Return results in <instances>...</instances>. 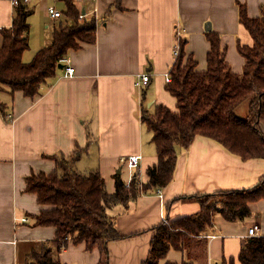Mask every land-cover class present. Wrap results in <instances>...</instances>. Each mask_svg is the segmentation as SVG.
Wrapping results in <instances>:
<instances>
[{"label":"crops","instance_id":"obj_1","mask_svg":"<svg viewBox=\"0 0 264 264\" xmlns=\"http://www.w3.org/2000/svg\"><path fill=\"white\" fill-rule=\"evenodd\" d=\"M74 1L79 22L97 19L95 42L82 43L65 56L76 69L74 76L67 77L61 64L34 97L0 89V264H28L34 253L46 250L64 264H98L99 249L69 240L60 250L56 228L37 224L45 207L27 191V178L63 174L64 163L81 175L99 171L108 193L116 191V175L129 183L134 173L141 185L148 183V170L159 157L143 117L160 105L177 111V99L166 81L178 61L176 45L180 43L183 63L193 58L197 70L206 71L211 48L207 33L212 31L221 37L232 71L241 74L245 58L240 46L253 45V38L240 21V5L251 18L259 17L264 6V0ZM23 5L30 12L23 61L30 63L52 45L55 32L72 26L73 20L66 14L65 0H29ZM18 7L13 0H0V45L2 31L12 27ZM50 8L63 16L51 17ZM142 74L150 81L140 86ZM262 129L264 133V125ZM131 155L142 156L137 171L122 162ZM263 177L264 159L244 160L213 139L199 136L190 148L178 147L173 180L161 194L150 189L128 205L108 209L125 236L108 244L109 264H143L156 227L202 210L201 201L191 197L249 190ZM250 208L251 216L238 221L213 214L212 225L201 236L184 250L171 248L160 264H224L230 259L240 264L249 227L259 223L264 237V200Z\"/></svg>","mask_w":264,"mask_h":264},{"label":"trees","instance_id":"obj_2","mask_svg":"<svg viewBox=\"0 0 264 264\" xmlns=\"http://www.w3.org/2000/svg\"><path fill=\"white\" fill-rule=\"evenodd\" d=\"M67 16L73 25L62 27L54 34L52 45L40 50L30 63L23 61L29 48L28 17L30 12L21 4L11 28L2 31L0 45V89L7 87L12 94L21 91L34 97L42 86L56 74L60 60L82 43L96 40L97 19L79 22L80 11L74 0H65ZM240 21L248 29L253 45L240 46L245 58L243 73H234L226 60L221 37L208 32L211 48L206 71L197 70V62L186 63L178 57L171 71L168 91L177 99V111L162 105L154 114L145 115L144 122L153 132L159 162L148 170L149 182L142 184L133 178L131 184L116 175V191L108 193L100 172L81 175L64 163L63 174H33L27 178V191L37 195L45 209L37 216V224L56 228L57 245L61 250L73 240L84 243L88 250L99 249L102 258L98 264H109L108 244L125 238L108 209L128 205L150 189L165 188L174 177L177 148L188 149L201 136L213 139L231 153L244 160L264 159V6L257 18L248 16L240 5ZM180 58V60H179ZM249 101V114L240 117L237 108ZM3 106L0 105V109ZM202 210L194 215L163 223L155 228L148 258L143 264H160L171 248L184 250L194 237L201 236L212 225L213 214L219 213L228 221L244 220L252 214L250 204L264 200V177L253 188L198 195ZM212 199L218 202L210 204ZM181 200V199H178ZM240 264H264V237L249 238L241 251ZM28 264H64L51 250L34 253ZM195 264L193 260L181 263ZM224 264H236L233 259Z\"/></svg>","mask_w":264,"mask_h":264},{"label":"built area","instance_id":"obj_3","mask_svg":"<svg viewBox=\"0 0 264 264\" xmlns=\"http://www.w3.org/2000/svg\"><path fill=\"white\" fill-rule=\"evenodd\" d=\"M29 0H13L15 6H20L23 3H28ZM49 15L53 18L59 19L63 16L62 12L57 11L55 8H50L49 9ZM85 15H82L84 17ZM175 58L177 59L178 56L180 55V43L176 45V49L174 51ZM71 60L68 57H63L60 60V63L63 65H66V70H65V75L67 77H72L74 76L76 69L70 65ZM150 81V77L147 74H142L138 84L141 86L147 85L148 82ZM166 81L167 83H171L172 81V75L171 73L166 76ZM142 161V156L141 155H131L129 157H126L122 159V162H124L132 171H137L140 168V164ZM136 177V175L133 173L131 175V180L129 183H126V186H129L133 180V178ZM161 188L158 189V193H160ZM25 220V219H24ZM26 221V220H25ZM248 237L249 238H259L263 237L261 235V225L259 223H254L252 226L249 227L248 229Z\"/></svg>","mask_w":264,"mask_h":264},{"label":"rangeland","instance_id":"obj_4","mask_svg":"<svg viewBox=\"0 0 264 264\" xmlns=\"http://www.w3.org/2000/svg\"><path fill=\"white\" fill-rule=\"evenodd\" d=\"M1 95H3V94H1ZM0 95V96H1ZM236 114L238 115V116H240V117H246L248 114H249V101H246V102H244L243 104H241L238 108H237V110H236ZM211 203L210 204H212V203H214V202H218V200L217 199H212L211 201H210Z\"/></svg>","mask_w":264,"mask_h":264},{"label":"water","instance_id":"obj_5","mask_svg":"<svg viewBox=\"0 0 264 264\" xmlns=\"http://www.w3.org/2000/svg\"><path fill=\"white\" fill-rule=\"evenodd\" d=\"M83 14H85V11H83ZM207 30L210 31V30H211V27L209 26V27L207 28ZM61 67H63V65H60V68H61Z\"/></svg>","mask_w":264,"mask_h":264}]
</instances>
